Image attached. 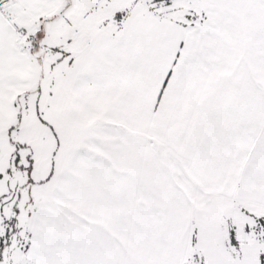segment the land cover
Listing matches in <instances>:
<instances>
[{
    "label": "snow or ice",
    "instance_id": "obj_1",
    "mask_svg": "<svg viewBox=\"0 0 264 264\" xmlns=\"http://www.w3.org/2000/svg\"><path fill=\"white\" fill-rule=\"evenodd\" d=\"M0 264H264V0H0Z\"/></svg>",
    "mask_w": 264,
    "mask_h": 264
}]
</instances>
